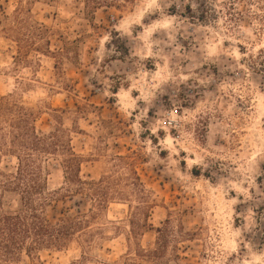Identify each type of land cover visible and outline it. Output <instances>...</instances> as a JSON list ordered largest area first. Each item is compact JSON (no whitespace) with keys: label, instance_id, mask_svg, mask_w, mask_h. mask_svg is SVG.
<instances>
[{"label":"rangeland","instance_id":"374dc122","mask_svg":"<svg viewBox=\"0 0 264 264\" xmlns=\"http://www.w3.org/2000/svg\"><path fill=\"white\" fill-rule=\"evenodd\" d=\"M83 2L0 0V96L39 132L66 130L84 179L133 155L151 208L110 202L90 248L13 264H154L137 254L159 245L161 264H264V0H119L93 15ZM40 162L47 191L64 187L60 156ZM18 202L0 190V213ZM89 206L53 195L45 212Z\"/></svg>","mask_w":264,"mask_h":264},{"label":"trees","instance_id":"16d2710c","mask_svg":"<svg viewBox=\"0 0 264 264\" xmlns=\"http://www.w3.org/2000/svg\"><path fill=\"white\" fill-rule=\"evenodd\" d=\"M118 1L84 0L83 3L93 15L103 5L115 3L112 5L119 7ZM34 122L33 111L13 94L0 96V164L3 156L16 159L13 171L0 168V190L19 196L17 209L0 213V264L18 263L22 252L32 258L42 249H61L74 239L90 248L100 230L94 224L110 202L127 201L133 210L134 206H130L133 198L137 202L133 216L142 213L148 217L151 202L135 170L133 155H115L108 173L97 180L84 179L79 174L81 155L73 152L64 139L66 130L57 128L44 134L35 128ZM48 155L60 156L65 179V186L52 192L47 191L40 162L41 156ZM53 195H80L88 198L90 206L84 212H62L58 217L49 218L45 208ZM157 231L163 232L160 228ZM159 246L153 250L139 248L137 255L161 264L163 246Z\"/></svg>","mask_w":264,"mask_h":264},{"label":"bare ground","instance_id":"6f19581e","mask_svg":"<svg viewBox=\"0 0 264 264\" xmlns=\"http://www.w3.org/2000/svg\"><path fill=\"white\" fill-rule=\"evenodd\" d=\"M119 205H121V204H119Z\"/></svg>","mask_w":264,"mask_h":264}]
</instances>
